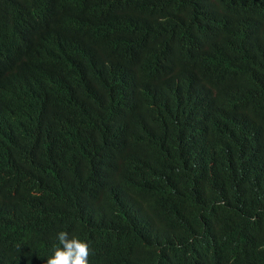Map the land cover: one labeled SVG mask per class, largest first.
I'll return each instance as SVG.
<instances>
[{"label":"trees","instance_id":"16d2710c","mask_svg":"<svg viewBox=\"0 0 264 264\" xmlns=\"http://www.w3.org/2000/svg\"><path fill=\"white\" fill-rule=\"evenodd\" d=\"M56 1L0 0V264H264V0Z\"/></svg>","mask_w":264,"mask_h":264},{"label":"clouds","instance_id":"9594fccd","mask_svg":"<svg viewBox=\"0 0 264 264\" xmlns=\"http://www.w3.org/2000/svg\"><path fill=\"white\" fill-rule=\"evenodd\" d=\"M210 1L196 0L197 9L200 10L205 7ZM37 7L39 11L33 13L31 17V24L33 26H39L45 22L55 23L56 21H60V25L57 28L63 30L69 28V25H71V23L66 21V17L70 15H76L78 18L82 17L77 10L64 7L56 0H43ZM22 23L25 26L29 23L26 14L21 16L19 26H12L7 33H4L0 37V47L4 49L0 53V67L5 70H15L17 64L21 63V57L15 54L14 51L21 47L23 35ZM97 53L98 51L92 54L89 60H95ZM137 72L139 74L138 69ZM139 82L140 80L137 78V86ZM57 239L61 246L55 248L54 254L47 259L46 264H90L89 256L91 248L88 241L81 240L76 236L69 237V234L65 231H60Z\"/></svg>","mask_w":264,"mask_h":264}]
</instances>
